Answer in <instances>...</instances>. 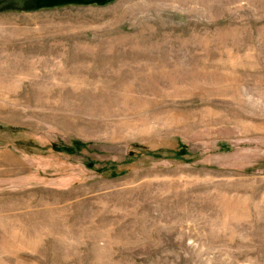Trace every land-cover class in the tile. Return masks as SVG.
<instances>
[{"label":"rangeland","instance_id":"rangeland-1","mask_svg":"<svg viewBox=\"0 0 264 264\" xmlns=\"http://www.w3.org/2000/svg\"><path fill=\"white\" fill-rule=\"evenodd\" d=\"M164 7L0 0V264H264V0H173L125 32L163 62L97 71L93 25Z\"/></svg>","mask_w":264,"mask_h":264},{"label":"crops","instance_id":"crops-1","mask_svg":"<svg viewBox=\"0 0 264 264\" xmlns=\"http://www.w3.org/2000/svg\"><path fill=\"white\" fill-rule=\"evenodd\" d=\"M152 1V0H150ZM189 6L195 7L198 0H187ZM205 1L206 0H199ZM173 0H165V5L167 7L161 8L159 10L149 9L137 11H128L124 8L125 14H132V19L126 23L120 22H105L100 25H93L92 27H101L107 32L103 39L97 40L96 45L100 49L101 59L109 60L106 66L98 68L99 72H120L128 70L130 71L134 65H144V64H159L158 60V43L152 42H142L139 40H131L126 38V31L133 32H143V31H156L161 30L159 26H166V24L157 23V17H162L163 21L165 17L173 15L174 8L172 7ZM147 22V23H144ZM128 23V24H127ZM165 30V27L162 28ZM117 33V34H116ZM97 36V35H96ZM95 36V37H96ZM165 47V43L162 45ZM117 64V66H116ZM118 65H121L118 67ZM125 65H130L127 67ZM140 68V67H139ZM152 70V68L141 67L140 70ZM135 70V69H134Z\"/></svg>","mask_w":264,"mask_h":264}]
</instances>
